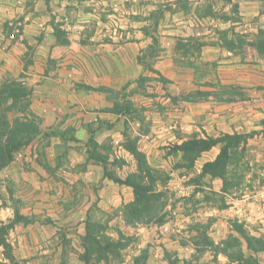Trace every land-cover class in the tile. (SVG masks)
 <instances>
[{"label":"rangeland","instance_id":"obj_1","mask_svg":"<svg viewBox=\"0 0 264 264\" xmlns=\"http://www.w3.org/2000/svg\"><path fill=\"white\" fill-rule=\"evenodd\" d=\"M82 1L0 0V133L6 137H16L12 160L0 169V264H86L88 251H92V256L87 264H264V117L254 121L258 129L232 133L222 130L206 132L202 129L187 134L173 129L171 132L165 129L158 131L160 124L169 122L172 116L151 113L164 111L161 109L164 105L171 107L178 98L196 96L204 97L199 101H216L215 96L228 92L234 99L247 98L251 101V95L259 88L264 94V84L257 85L251 80L244 84L221 82L220 76L223 74L217 67L196 60L198 48L195 41H176L174 60L176 64H192L196 88L180 92L170 87L163 76L148 72L146 76L140 74L138 85L128 92L122 88L111 94L121 97L117 104L121 115L118 116L117 133H111L112 136L100 145L101 148L98 146L105 163V174L120 182L119 177L125 181L126 173L130 174L129 182L145 190L144 200H149L148 204L145 203L147 209L144 214L140 215L138 211L139 218H132L128 205L134 202L125 204L123 200L109 207L94 203L89 211H85L80 206L84 200L88 202L87 199L92 197L96 184L74 185L75 192L65 198L63 208L55 201L48 204L47 197H41L38 192L30 194L35 189L34 183L23 178L16 166L22 165L20 162L23 161L24 170L40 175V168L33 162L35 152H41L38 155L40 160L44 158L50 161L51 172L55 176L49 189L53 191L64 187L60 178L66 172L77 174L81 169V165L76 171L71 165L59 168L55 165L57 157L48 158L53 152L49 146L54 145L56 140L51 139L50 145L41 142V137L48 133L41 128L42 118L36 113L37 105H33L29 96L35 88L29 78L34 73L36 76L68 75L64 69L61 72L59 69L66 51L58 47L70 43V38L60 26V17L69 14V19L73 17L75 20L82 5L85 10H92V4L87 5ZM218 2L214 8L203 5L201 14L210 12L219 18L234 16V6L229 8L228 13L223 10L226 5ZM154 17L157 15L154 14ZM154 23L155 19L150 21L149 31L154 30ZM21 35L23 38H20ZM34 35L50 46L47 56V50L42 54L36 48V42L32 40ZM18 41L26 47H16ZM53 45L58 47L54 50ZM242 48L245 47H238L234 52L243 60L252 51ZM157 51L156 43H150L148 60L151 61L158 54ZM34 55L38 63L46 61L47 68L39 66L34 70L30 66ZM192 56H196L193 62ZM159 93L170 96L167 104L163 103L165 100L157 98ZM12 97H16V100ZM173 134L183 141L219 138L227 134L239 138L225 146L227 161L210 169L206 164L215 160L228 142L226 139H221L208 150L189 152L173 142ZM109 140L116 142L117 151L115 158L107 162L104 154L109 155ZM120 146L134 152L136 161L127 157ZM63 147L64 144H60L57 152H61ZM87 147L91 151L97 150V144L91 139ZM139 147H143L142 150ZM110 154L114 155L113 150ZM181 155L190 159H182ZM220 171H224V188L230 189L229 196L209 194V173ZM201 173L208 175L202 178ZM182 175H192V186L184 184L185 180H179V189L184 187L185 192L189 188L202 189L205 198H200L202 193L187 196V193L183 194L185 192L174 191L175 184L170 179L178 181ZM19 177L24 184H19ZM20 188L25 191L23 197L18 192ZM204 199L220 207L228 200L234 205L235 212L227 214L225 211L218 213L208 210L202 211L203 217H200L203 220L195 224L182 220L191 212V206ZM240 202L244 204L243 208L237 206ZM210 215H218V221L206 220ZM92 235L97 237L98 242L90 238L87 241L89 249L86 250L85 237Z\"/></svg>","mask_w":264,"mask_h":264},{"label":"crops","instance_id":"obj_2","mask_svg":"<svg viewBox=\"0 0 264 264\" xmlns=\"http://www.w3.org/2000/svg\"><path fill=\"white\" fill-rule=\"evenodd\" d=\"M218 1L226 5L224 12L229 13V8L234 6V16L219 18L214 17L210 12L201 14L200 9L203 5H211L214 8ZM82 2L87 5L92 4V10H85L82 5L80 7L82 10L79 8L75 20L73 17L69 19V14H65L64 18L60 17L62 20L60 26L70 38V43L60 44L59 47L53 45L54 50L58 47L66 51L59 69L60 72L64 69L68 75L63 77L60 73L57 76H36L32 73L33 76L29 78L35 85L29 96L33 105H37L36 113L42 118L41 128L48 133L45 136L42 134L41 142L50 145L51 139L56 140L54 145L49 146L50 151L53 152L48 158L57 157L55 165L59 168L71 165L76 171L75 169L81 165V169L77 174L66 172L64 177L60 178L64 187L53 191L49 188L52 187V177L55 175L51 172L50 161L38 158L41 152L39 154V151L35 152L33 159L42 170L39 169L40 175L24 170L23 161L20 162L22 165L19 164L16 168L20 170V175H24L23 178H28V181L34 183L35 189L30 191V194L34 195L38 192L41 197L45 195L48 204H53L55 201L61 208L66 205L65 198L73 194L74 185L96 184L95 190L91 193L92 197L87 199L88 202L84 200L80 206L84 207L85 211H89L94 203L109 207L117 205L122 200L127 204L136 199V188L129 182L130 174L126 173L125 181L119 177L121 182L106 175L105 163L98 148L107 138L109 139V136H112L111 133H117L118 116L121 115L117 104L121 97L114 94L111 96L112 91L116 93L124 88V91L128 92L138 85L137 79L140 74L146 76L148 72H154L148 67L157 71L154 74L163 76L174 90L185 92L196 88L191 70L192 64L175 63V43L179 40L195 41L198 48L196 60L217 67L223 74L220 76L221 82L244 84L251 80L257 85L264 84V54L260 55V49L253 44L264 36V0H83ZM154 14L157 17H154ZM153 19H155L154 30L149 31L150 21ZM37 36H32V40L36 42L35 46L39 48L40 53L43 54L44 50H47V56L50 46H47L44 40L40 41L41 38ZM74 37L76 39H73ZM20 38H23V35ZM232 39H235V47L228 45ZM153 42L158 46V54L150 61L147 54L150 43ZM16 43V47H26L19 41ZM238 47H245L242 49H248L252 53L242 60L234 52ZM195 57L192 56L191 62ZM33 58L30 66L34 70L39 66L42 68L47 66L46 61L38 63L35 55ZM260 91L259 88L251 95V101L247 98H236L230 101L208 99L192 102L178 98L177 104L174 103L171 107L164 105L161 108L164 111L151 113L154 112L156 116L159 114L172 116L169 122L157 126L160 129L158 131L165 129L171 132L173 129L172 131L175 132L180 130L190 134L194 130L202 131V129L206 132L222 130L229 133L250 128L258 129L259 126L254 121L264 117V94ZM157 98L165 100L164 104L170 100V96L165 93H159ZM51 130L54 132H50ZM59 131L64 134L58 133ZM171 138H174L175 144L183 142V139L177 138L174 134ZM90 139L97 144L96 151L88 150L87 143ZM60 144L62 146L64 144V149L57 152ZM108 146H110L109 155L103 154L107 156L106 161L110 162L116 156V142L109 140ZM142 148L139 147L141 150ZM120 149L127 157L136 161L134 152L123 146H120ZM111 150L114 155L110 154ZM214 157L215 155L210 160ZM206 175L208 174L201 173L200 177L205 178ZM191 176L182 175L178 181L170 179V182L175 184L174 191L185 192L184 187L179 189V180L181 182L185 180L184 184L192 186ZM208 178L209 194L231 195L230 189L224 188L221 177L209 175ZM18 180L19 184L25 183L20 177ZM189 189L183 194L193 196L202 193L200 198H205L202 189ZM18 192L23 197L25 191L20 188ZM203 201L200 200V203L191 206L189 209L191 212L182 220L186 219L195 224L198 220H203L200 217L202 211L208 210L218 213L225 211L227 214L235 212L234 205L228 200L221 207L209 200ZM239 205L243 208L244 204L240 202L237 206ZM211 212L210 214H213ZM206 220L215 223L218 221V215H210Z\"/></svg>","mask_w":264,"mask_h":264},{"label":"trees","instance_id":"obj_3","mask_svg":"<svg viewBox=\"0 0 264 264\" xmlns=\"http://www.w3.org/2000/svg\"><path fill=\"white\" fill-rule=\"evenodd\" d=\"M230 43H228V45L230 47H235L236 45V42H235V39H232L229 41ZM240 39H239V44H240ZM253 44H256V46L258 47V49H260V53H264V36L262 38H260L258 40L257 43H253ZM197 46V44H196ZM149 70L151 71H154V72H157L155 69H151V67H148ZM160 77H162L161 75H159ZM197 93L199 91H196ZM14 98V97H12ZM216 98V101H230V100H233L235 97H232L230 96V94H228V92H223L221 93V95L219 96H215ZM13 100H16V97L13 99ZM184 100H187V101H192V102H195V101H199V100H204V97H190V98H184ZM8 136V135H7ZM4 137V139L2 140L1 138ZM238 136H234L233 134H227V135H224L222 137H219V138H206V139H196V140H187V141H183L180 145L181 148L183 149H186V151H189V152H192V151H197V152H201L203 150H208L210 149L212 146L216 145L221 139L223 140H227L228 142L226 144H224V147L223 149L221 150V152L219 153V155H217V157L215 158L214 161H210L209 163L206 164V167H210V169H215L218 167V165L220 164V162H226L227 161V155H228V151L226 149V147L230 144V142L237 138ZM239 138V137H238ZM6 141V142H5ZM15 144H16V137H11V136H8L6 137V135L4 133H0V169L7 166L10 161L12 160V154L14 152V150H16V147H15ZM226 146V147H225ZM186 151L183 150L184 154H186ZM196 156V155H195ZM190 159L189 157L187 156H182L181 155V158L184 159ZM224 159V160H223ZM223 170V169H222ZM205 174V173H204ZM211 176H219L222 178L223 182H224V186H225V176H224V171H220V173H217V172H211L209 173ZM114 179V178H113ZM114 180H117V179H114ZM135 188H136V199L134 200V204L130 206L128 205V209L132 212H131V217L134 218V217H138L139 215V212L140 211V215H142V213L144 214V210L147 209L146 207V204H148L149 200H144V196L145 195V190L139 188L138 186H136L135 184ZM140 198H142V200L140 201ZM136 202V203H135ZM133 203V202H132ZM134 208V209H133ZM149 213V211H148ZM139 218V217H138ZM133 220V219H131ZM128 221V220H126ZM95 237V238H94ZM92 239V240H97V237L96 236H86L85 237V242L86 244H84V247L86 250L89 249V247L87 246V241H89V239ZM98 242V240H97ZM248 248V247H247ZM92 256V251H88L87 252V261H86V264L89 262V259L91 258ZM256 264H258L256 262Z\"/></svg>","mask_w":264,"mask_h":264}]
</instances>
